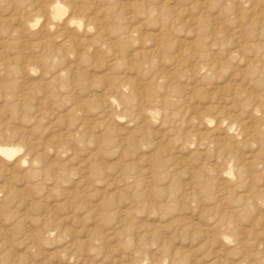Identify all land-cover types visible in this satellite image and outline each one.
I'll return each instance as SVG.
<instances>
[{"label":"rangeland","instance_id":"obj_1","mask_svg":"<svg viewBox=\"0 0 264 264\" xmlns=\"http://www.w3.org/2000/svg\"><path fill=\"white\" fill-rule=\"evenodd\" d=\"M0 147V264H264V0H0Z\"/></svg>","mask_w":264,"mask_h":264},{"label":"bare ground","instance_id":"obj_2","mask_svg":"<svg viewBox=\"0 0 264 264\" xmlns=\"http://www.w3.org/2000/svg\"><path fill=\"white\" fill-rule=\"evenodd\" d=\"M57 7V6H56ZM56 10V9H55ZM61 10V9H59ZM56 12V11H55ZM111 100V99H110ZM113 106V105H112ZM15 153L14 149H7V148H2L0 147V155L5 156V157H12ZM22 158V157H21ZM21 162V161H20Z\"/></svg>","mask_w":264,"mask_h":264}]
</instances>
